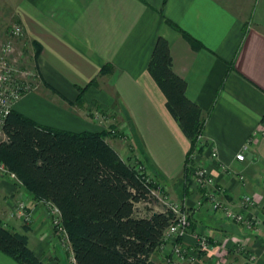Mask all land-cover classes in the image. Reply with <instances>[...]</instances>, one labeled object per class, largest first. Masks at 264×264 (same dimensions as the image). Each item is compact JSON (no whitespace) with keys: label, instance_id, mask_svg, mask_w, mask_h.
<instances>
[{"label":"crops","instance_id":"obj_1","mask_svg":"<svg viewBox=\"0 0 264 264\" xmlns=\"http://www.w3.org/2000/svg\"><path fill=\"white\" fill-rule=\"evenodd\" d=\"M240 6L239 0H19L16 7L24 40L40 44L34 60L42 85L13 109L39 125L73 132L97 131L99 113L106 122L129 118V128L125 120L121 125L163 180L166 196L189 210L192 230L204 231L213 244L197 251L199 264H264V0H249L244 15ZM158 36L168 41L173 71L185 79L186 96L205 120L196 163L216 177L226 201L253 228L197 207L200 191L185 184L189 140L146 69ZM247 144L244 160H237ZM244 195L252 205H243ZM21 200L32 214L27 223L12 214ZM46 212L21 184L0 174V222L25 233L44 264H65ZM174 242L161 244L152 259L188 264L170 255ZM179 243L192 250L194 236ZM0 264L18 263L0 252Z\"/></svg>","mask_w":264,"mask_h":264},{"label":"trees","instance_id":"obj_2","mask_svg":"<svg viewBox=\"0 0 264 264\" xmlns=\"http://www.w3.org/2000/svg\"><path fill=\"white\" fill-rule=\"evenodd\" d=\"M32 44L36 57L41 47ZM146 69L189 140L186 163L194 149L202 150L198 136L205 120L200 107L186 96L185 79L173 71L163 36L156 38ZM2 128L6 139L0 142V163L17 175L34 201H47L58 208L75 264H157L152 254L161 244L171 214L149 206L155 201L152 190L162 179L144 153L141 156L151 174L120 157L107 141L109 131L51 128L14 109ZM185 163L182 176L188 184ZM0 252L18 264H44L29 247L27 235L2 222Z\"/></svg>","mask_w":264,"mask_h":264},{"label":"built area","instance_id":"obj_3","mask_svg":"<svg viewBox=\"0 0 264 264\" xmlns=\"http://www.w3.org/2000/svg\"><path fill=\"white\" fill-rule=\"evenodd\" d=\"M10 35L16 39L24 40L25 30L20 24H14L10 30ZM13 46L14 44L10 40L0 46V142L6 139L2 128L6 115L26 94L38 90L40 83V76L36 67L21 68L16 60L12 58L14 53ZM198 141L199 146H202L203 135L198 136ZM197 148L187 156L185 163L186 168L189 169L187 180L193 183L200 191V198L196 206L201 207L202 205H206L212 212H220L230 222L245 224L247 228H253L254 223L252 220L248 219L242 211L233 209L226 201L225 190L218 183L216 177L207 169L197 165ZM247 148L248 144L236 154L237 160H244V151ZM210 156L216 158L217 152L211 150ZM0 174L8 177L17 184H21L17 175L10 171L3 163H0ZM152 195L155 197V200L161 203V208L158 210H167L171 214V220L164 230L161 244L164 245L168 240H174L175 242L172 244L170 255L174 256L178 262L187 261L188 264H199L197 253L210 251L213 248V244L209 241L207 234L202 230H192L189 210L180 203L170 201L166 196V188L163 184L160 187V191L157 192L153 189ZM242 203L244 206H250L253 204V200L250 196L244 195ZM12 214L18 216V218L26 223L31 218V212L27 210V206L23 200L16 203ZM48 217L51 220L55 233L59 234L64 231L63 225L61 224L60 212L50 202H48ZM189 233H192L194 236L195 246L192 250H189V248L179 243ZM65 235L67 238L66 232ZM66 240L68 241V239ZM193 250H196V253H191ZM71 259L73 264H75L73 256ZM248 260L249 262H253L254 256H249ZM172 262L171 256L164 257L163 264H172Z\"/></svg>","mask_w":264,"mask_h":264},{"label":"rangeland","instance_id":"obj_4","mask_svg":"<svg viewBox=\"0 0 264 264\" xmlns=\"http://www.w3.org/2000/svg\"><path fill=\"white\" fill-rule=\"evenodd\" d=\"M19 0H0V46L10 40L13 42L14 46V53L12 55V58L16 60V62L21 66V68L26 67H35V49L32 44V42H28V40L23 39H16L10 35V30L14 24H20L17 18L16 14V7ZM241 3V6L239 8V13L244 15L245 12L248 9L249 0H239ZM227 3V2H226ZM230 8H233L232 4H228ZM237 9V8H236ZM22 26V25H21ZM39 87L42 85L41 79L39 80ZM80 102V100H79ZM81 105V102H80ZM112 112V111H111ZM125 118L121 117H115L111 119V121L106 122L105 118L102 119V115L99 113V115L95 118V123L98 125L97 131H109L106 133L107 141L111 144H113L117 149L121 151L122 154L125 155V159L128 161H131L133 163L137 164V168L141 171L145 170L148 172L145 163L143 162L141 154L137 151L134 142L130 139L129 132L127 130L126 124L123 126L121 123H125ZM126 126V127H125ZM123 128V130H121ZM126 128V131L124 130ZM129 128V126H128ZM136 149V150H135ZM138 153L140 155H138ZM161 183L158 184V187L155 189V191H160ZM44 206L47 208V215H48V202L47 201H40ZM152 208H161V203L157 200L153 201L149 205ZM139 210L143 211L144 206H139ZM32 216V214H31ZM49 218V217H48ZM31 221V220H29ZM28 221V222H29ZM50 222V228L52 231V235L56 239V244L60 247L61 251H64L65 254V264H73L72 262V253L70 250V246L68 244V241L66 240L65 235V228L63 232L55 233L54 228L52 226L51 220ZM62 224V222H61ZM63 225V224H62Z\"/></svg>","mask_w":264,"mask_h":264}]
</instances>
